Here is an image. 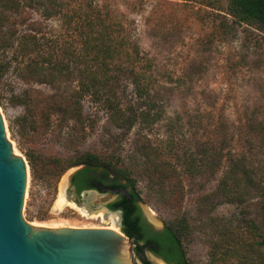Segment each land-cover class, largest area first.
<instances>
[{
  "label": "rangeland",
  "instance_id": "obj_1",
  "mask_svg": "<svg viewBox=\"0 0 264 264\" xmlns=\"http://www.w3.org/2000/svg\"><path fill=\"white\" fill-rule=\"evenodd\" d=\"M90 2L107 23L118 24L116 40H125L129 51L137 48L149 61L148 96L137 95L132 76L126 74V58L113 64L114 80L102 83L113 87L109 104L82 91L87 81L82 65L69 64L51 86L25 82L19 63L11 60L2 73L0 107L30 172L24 220L38 227L109 228L110 221L97 214L82 215L70 204L57 208L62 182L72 169L83 166L61 168L92 153L129 175L159 229L185 220L182 243L188 264H241L232 255H217L218 260L212 256L225 246L232 254L235 237L229 234L244 231L248 218L260 219L264 34L238 23L229 14L228 0ZM22 16L28 17L25 26L53 44L64 33L59 16L45 19L36 7H27ZM28 30L19 27V32ZM41 44L47 48L46 41ZM75 46L82 48L79 41ZM60 53L51 55L60 60ZM242 155L263 189H250L242 179L248 188L245 203L231 204L217 185L229 160ZM157 171L166 195L151 184L153 176H160Z\"/></svg>",
  "mask_w": 264,
  "mask_h": 264
},
{
  "label": "trees",
  "instance_id": "obj_2",
  "mask_svg": "<svg viewBox=\"0 0 264 264\" xmlns=\"http://www.w3.org/2000/svg\"><path fill=\"white\" fill-rule=\"evenodd\" d=\"M27 7L31 9L36 7L45 19L54 16L61 18V28L64 29V33L60 35L59 40L54 41L55 44L42 39L44 34L39 35L40 33L31 26H25L28 17L22 16V12ZM228 11L238 23L254 26L264 34V0H228ZM21 26L29 30L19 32ZM117 33H119L118 24L110 23V21L107 23L106 18L100 15L90 0H0V82L4 69L13 59L19 63L17 70L22 80L27 83L39 82L51 86L56 82L57 75L68 68L69 64H78L84 67L83 71L87 79L82 85V91L85 93L91 91L88 94L93 101H105L109 104V101L113 100L114 90L112 86H103L102 83L114 80L113 64L119 58H126L128 62L126 74L132 76L137 95L141 99L147 98L149 92L147 85L151 81L145 78V74L149 70V61L141 56L137 48L129 51V47L124 45L125 40L117 41L114 36ZM41 41H46V49L43 48ZM78 41L82 45L80 49L75 46ZM41 47L42 51L39 52ZM55 50L61 52L60 60H54V54L51 55ZM9 51H12L10 56H8ZM39 55L41 56L38 59ZM117 71L121 70L118 68ZM100 88L101 91L98 92ZM75 98L77 97L72 99ZM62 111L74 116L70 109ZM114 114H116L115 117L122 115L118 112H113ZM201 158L202 161H206V154L201 155ZM81 165L83 168L72 176L78 193L85 189H95L98 182L108 183L116 188L130 189L129 198L121 196L119 201L109 204L108 207L111 210H122L121 232L134 239L136 244L134 252L140 264H152L146 258V252L163 259L168 264H188L182 243L187 230L185 220L178 218L165 224L161 231H153L141 216L137 202L142 199L128 174L92 153L80 155L77 161L64 165L60 171ZM251 166V163L247 164L245 155L229 160L227 171L217 185V190L225 195L228 203L239 205L245 203L242 198L248 188L242 186V179L249 181L252 187L250 189L261 192L264 188L259 181L253 180ZM161 179L164 180L162 174L153 176L151 184L156 185L157 193L166 195L167 188L159 186ZM239 188L243 190L237 191ZM261 197L260 219L257 221L248 218L244 231L242 230L238 235L229 234L235 237L234 244L231 246L232 254L225 246V248H219V251H213L212 260H218L217 255L221 257L232 255L241 264H264L263 190ZM221 236H226V233Z\"/></svg>",
  "mask_w": 264,
  "mask_h": 264
},
{
  "label": "water",
  "instance_id": "obj_3",
  "mask_svg": "<svg viewBox=\"0 0 264 264\" xmlns=\"http://www.w3.org/2000/svg\"><path fill=\"white\" fill-rule=\"evenodd\" d=\"M72 169L66 177V197L77 209L110 221L111 228L72 226L38 227L24 220L25 193L30 172L8 116L0 107V264H140L134 239L121 232L120 214L107 212L111 194L73 199ZM143 213L159 229L150 210L139 202ZM152 264H167L146 252Z\"/></svg>",
  "mask_w": 264,
  "mask_h": 264
},
{
  "label": "flooded vegetation",
  "instance_id": "obj_4",
  "mask_svg": "<svg viewBox=\"0 0 264 264\" xmlns=\"http://www.w3.org/2000/svg\"><path fill=\"white\" fill-rule=\"evenodd\" d=\"M87 183H89V181H87ZM124 183V182H122ZM67 192H70L71 197H73V199L77 200L79 198H86L87 196H90V195H104V194H111L113 199L110 200V202L107 204V212L111 214V212L113 213H116L118 212L120 214V225L122 227V210L120 209H116V210H111L108 205L111 204V203H114V202H117L119 201V198L121 196H124L125 198H129L130 197V189H124L123 187L122 188H116L115 186L113 185H110L108 183H96V188L95 189H85V190H82L81 192H77V189L75 187V185L73 184V178H71V182H70V186H69V189L67 190ZM137 206L141 212V216L144 220V222L150 226V228L153 230V231H161L162 229H155L153 227V225L149 222L148 220V217L143 213L141 207H140V204L139 202H137ZM155 256V255H154ZM157 257V256H155ZM158 259H161L159 257H157ZM163 260V259H161ZM164 261V260H163ZM165 262V261H164ZM168 264V263H167Z\"/></svg>",
  "mask_w": 264,
  "mask_h": 264
},
{
  "label": "bare ground",
  "instance_id": "obj_5",
  "mask_svg": "<svg viewBox=\"0 0 264 264\" xmlns=\"http://www.w3.org/2000/svg\"><path fill=\"white\" fill-rule=\"evenodd\" d=\"M65 179H64V181H65ZM63 182L61 185V193L59 194V197L57 199V208H61L64 205H68V204H70L73 208H76L75 205L66 197ZM80 212H82V215H88V216L91 215L90 212H87L84 210H80ZM102 218H104V217H102ZM104 219L106 220V218H104ZM109 228H111V226Z\"/></svg>",
  "mask_w": 264,
  "mask_h": 264
}]
</instances>
